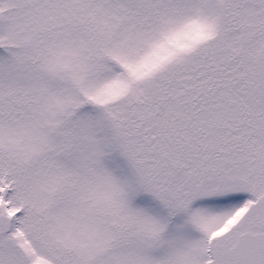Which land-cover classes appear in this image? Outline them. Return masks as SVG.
<instances>
[{"label": "snow or ice", "instance_id": "obj_1", "mask_svg": "<svg viewBox=\"0 0 264 264\" xmlns=\"http://www.w3.org/2000/svg\"><path fill=\"white\" fill-rule=\"evenodd\" d=\"M0 264H264V0H0Z\"/></svg>", "mask_w": 264, "mask_h": 264}]
</instances>
